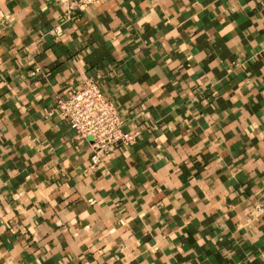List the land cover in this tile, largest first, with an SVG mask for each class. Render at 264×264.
Returning a JSON list of instances; mask_svg holds the SVG:
<instances>
[{"label":"crops","instance_id":"crops-1","mask_svg":"<svg viewBox=\"0 0 264 264\" xmlns=\"http://www.w3.org/2000/svg\"><path fill=\"white\" fill-rule=\"evenodd\" d=\"M59 2L0 0V264H264V0ZM86 79L137 133L96 169Z\"/></svg>","mask_w":264,"mask_h":264},{"label":"built area","instance_id":"built-area-1","mask_svg":"<svg viewBox=\"0 0 264 264\" xmlns=\"http://www.w3.org/2000/svg\"><path fill=\"white\" fill-rule=\"evenodd\" d=\"M102 0H60L59 5L66 19L75 12ZM62 121L80 141H87L90 149L89 168L96 169L113 157L114 151L130 146L137 133L123 129L116 107L100 92L96 82L86 79L80 87L64 99L55 102Z\"/></svg>","mask_w":264,"mask_h":264}]
</instances>
